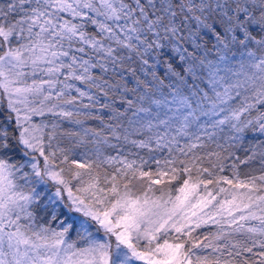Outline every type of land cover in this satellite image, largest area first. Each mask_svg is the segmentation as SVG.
I'll return each mask as SVG.
<instances>
[{
	"label": "snow or ice",
	"instance_id": "snow-or-ice-1",
	"mask_svg": "<svg viewBox=\"0 0 264 264\" xmlns=\"http://www.w3.org/2000/svg\"><path fill=\"white\" fill-rule=\"evenodd\" d=\"M0 264H264V0H0Z\"/></svg>",
	"mask_w": 264,
	"mask_h": 264
}]
</instances>
